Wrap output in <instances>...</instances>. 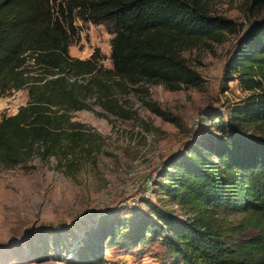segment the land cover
<instances>
[{
	"label": "trees",
	"instance_id": "16d2710c",
	"mask_svg": "<svg viewBox=\"0 0 264 264\" xmlns=\"http://www.w3.org/2000/svg\"><path fill=\"white\" fill-rule=\"evenodd\" d=\"M247 2L250 15L264 6V0ZM77 17L110 26L111 68L97 65L99 50L87 60L69 55ZM240 29L223 67V88L235 81L250 94L226 112L206 111L211 126L200 121L157 169L155 184L184 215L147 198L104 208L68 245L72 232L51 231L40 252L44 261L102 264L108 248L130 253L156 242L171 264H264V17L244 28L210 16L205 0H0V97L19 90L27 95L17 113L0 119V166L6 168L83 148L94 135L70 122L67 112L87 109L86 95L95 89L104 109L117 114L122 107L110 81L123 91L140 81L170 90L201 86V74L181 55L183 46L219 41ZM150 108L177 123L157 105ZM220 213L246 216L259 234L238 239L241 232L219 222Z\"/></svg>",
	"mask_w": 264,
	"mask_h": 264
},
{
	"label": "rangeland",
	"instance_id": "374dc122",
	"mask_svg": "<svg viewBox=\"0 0 264 264\" xmlns=\"http://www.w3.org/2000/svg\"><path fill=\"white\" fill-rule=\"evenodd\" d=\"M205 4L210 16L243 23L244 28L249 21L264 17V6L250 15L247 0H205ZM75 26L77 33L72 37L69 55L87 60L99 50L97 65L111 68L110 26L78 17ZM241 32L225 33L219 41L204 39L183 46L181 55L201 74V86L170 90L161 83L140 81L128 84V90L123 91L110 81L112 96L122 107L117 114L104 109L95 89L86 95L87 109L67 112L70 122L81 123L94 135L89 142L81 143L84 149L76 147L68 157L34 156L26 165L0 166V264H67L57 257L46 261L41 257L44 240L54 236L51 231L63 227L65 234L72 232L66 240L68 245L89 228L97 212L136 200L146 180L193 134V117H199L209 128L206 111L226 112L250 94L235 81L228 84V89L223 88V67ZM77 79L91 81L90 76ZM26 100L25 90L0 97V119L16 113ZM150 104L176 116L177 123L163 120ZM153 192L151 198L157 204L177 208L168 204L158 185ZM175 210L184 215L180 209ZM217 218L224 225H235L241 232L240 240L259 234L254 223H246V216L227 218L220 213ZM140 248L130 253L108 248L102 264H171L158 243ZM67 255L64 249L62 256Z\"/></svg>",
	"mask_w": 264,
	"mask_h": 264
},
{
	"label": "built area",
	"instance_id": "2783aa9c",
	"mask_svg": "<svg viewBox=\"0 0 264 264\" xmlns=\"http://www.w3.org/2000/svg\"><path fill=\"white\" fill-rule=\"evenodd\" d=\"M18 109L16 110V113H17ZM15 114V113H14ZM200 123V118L199 117H193L192 120H191V124H192V127L195 129ZM160 167V166H159ZM158 167V168H159ZM157 168V169H158ZM157 169L154 171V174L151 175V177L146 180L145 182V186L143 188V190L141 192H139V197L136 199V200H133V201H129V203L131 204H134L135 202H137V200H139L140 198V201L143 199V198H147V199H152L151 197L153 196L154 192H153V188L155 186V182L154 180H156L155 178H157ZM136 190V189H135ZM125 205L126 203H122V205Z\"/></svg>",
	"mask_w": 264,
	"mask_h": 264
}]
</instances>
